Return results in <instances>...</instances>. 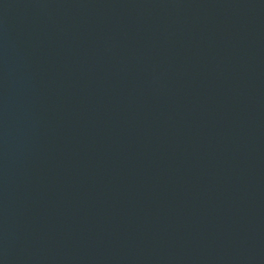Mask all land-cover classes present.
Segmentation results:
<instances>
[{
    "label": "water",
    "instance_id": "95a60500",
    "mask_svg": "<svg viewBox=\"0 0 264 264\" xmlns=\"http://www.w3.org/2000/svg\"><path fill=\"white\" fill-rule=\"evenodd\" d=\"M0 264H264V0H0Z\"/></svg>",
    "mask_w": 264,
    "mask_h": 264
}]
</instances>
